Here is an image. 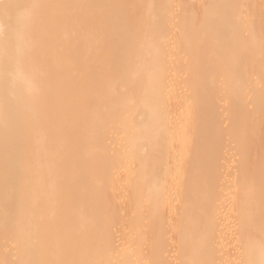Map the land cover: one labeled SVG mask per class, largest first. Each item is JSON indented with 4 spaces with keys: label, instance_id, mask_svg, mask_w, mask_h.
Here are the masks:
<instances>
[{
    "label": "bare ground",
    "instance_id": "bare-ground-1",
    "mask_svg": "<svg viewBox=\"0 0 264 264\" xmlns=\"http://www.w3.org/2000/svg\"><path fill=\"white\" fill-rule=\"evenodd\" d=\"M0 264H264V0H0Z\"/></svg>",
    "mask_w": 264,
    "mask_h": 264
},
{
    "label": "rangeland",
    "instance_id": "rangeland-1",
    "mask_svg": "<svg viewBox=\"0 0 264 264\" xmlns=\"http://www.w3.org/2000/svg\"><path fill=\"white\" fill-rule=\"evenodd\" d=\"M230 165L231 171H234L235 169L237 170V163L235 161H232Z\"/></svg>",
    "mask_w": 264,
    "mask_h": 264
}]
</instances>
